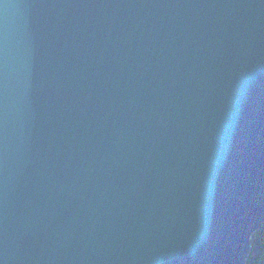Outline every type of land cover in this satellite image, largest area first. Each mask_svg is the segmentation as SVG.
<instances>
[{"label":"water","instance_id":"water-1","mask_svg":"<svg viewBox=\"0 0 264 264\" xmlns=\"http://www.w3.org/2000/svg\"><path fill=\"white\" fill-rule=\"evenodd\" d=\"M264 224V0H0V264H246Z\"/></svg>","mask_w":264,"mask_h":264},{"label":"trees","instance_id":"trees-1","mask_svg":"<svg viewBox=\"0 0 264 264\" xmlns=\"http://www.w3.org/2000/svg\"><path fill=\"white\" fill-rule=\"evenodd\" d=\"M252 246L246 264H264V224L253 234Z\"/></svg>","mask_w":264,"mask_h":264}]
</instances>
